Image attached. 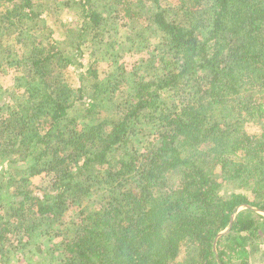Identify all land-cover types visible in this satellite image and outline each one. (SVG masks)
I'll return each instance as SVG.
<instances>
[{"label":"trees","instance_id":"16d2710c","mask_svg":"<svg viewBox=\"0 0 264 264\" xmlns=\"http://www.w3.org/2000/svg\"><path fill=\"white\" fill-rule=\"evenodd\" d=\"M92 1L0 0V73H16L0 85V263L251 264L264 243V214L245 207L264 212V0H180L174 19L162 0H100L107 13ZM64 5L62 49L46 25ZM15 11L52 53L14 35ZM108 40L120 60L128 44L145 58L109 74L124 94L107 114L94 46Z\"/></svg>","mask_w":264,"mask_h":264},{"label":"rangeland","instance_id":"374dc122","mask_svg":"<svg viewBox=\"0 0 264 264\" xmlns=\"http://www.w3.org/2000/svg\"><path fill=\"white\" fill-rule=\"evenodd\" d=\"M65 1V0H64ZM63 3V2H62ZM162 6H164L167 9V15L169 18L174 19L178 18L182 15L180 10V0H162L161 2ZM92 6L97 8L100 11H103L105 13L108 12V9L103 6V3L100 0H93ZM70 8H73L71 5H64L63 6V12L60 16H54L50 18L49 23L46 25L47 27H50L54 30V38L56 41L59 42L60 48H65V38H66V32H65V24L68 19V11ZM126 21V20H125ZM36 22L34 19L28 18L24 16L20 11H15L13 13V27L16 31L17 35L20 39L23 38L27 42H32L33 40L36 41V43H39V39L41 40L42 44L40 46V51L42 55L47 56L49 53H52L54 51V48H52L50 45L52 44L51 39H44L41 35H43L45 32L40 30V26L38 24L36 25ZM121 21L117 22V26L121 25ZM12 27V28H13ZM46 33L48 32V29H45ZM127 31H129L128 28H121L119 33L117 34V37L119 36L121 39L119 40L120 43H122L123 37L126 36ZM118 37V39H119ZM86 40L90 39V36L87 35ZM45 40V41H44ZM124 40V39H123ZM129 43V42H125ZM123 43V44H125ZM129 47L132 48L133 45H127V50L123 49L119 51V55L122 56V59L120 60L119 56H117V52L111 45L110 41H106L102 45H95L94 49L96 51V58L98 60V69L101 75V81L103 83V87L106 91V94L101 102V107L107 111L106 113H113L114 107L117 105V103L122 98L124 92L123 88L124 86L118 85L113 78L114 76H111L109 74L114 73V70L119 68V65L121 61H127L132 57H135L136 63L139 60L144 59V52L143 53H131L129 52ZM143 47V51L146 49L152 50L154 48V45L149 40L146 42L145 46ZM29 48H32V45L29 46ZM26 50V49H25ZM148 51V50H147ZM72 52H67V56H71ZM59 56L55 55L50 62L48 63V67L52 71H57L59 68L57 67V64L59 62ZM117 62V64H116ZM118 72V71H117ZM16 73L11 70V73L2 74L0 73V85H2L5 88H9L13 86V83L15 81ZM66 79H68L69 82L72 84H76L75 77L72 74H65L64 76ZM4 94V93H3ZM36 181H39L38 179ZM36 183V182H35ZM231 190L230 188H228ZM230 192V191H227ZM243 209V208H241ZM264 214V213H263ZM184 250L182 249L180 257L182 258L184 256ZM0 264H5L4 262ZM251 264H264V243H261L256 247V250L253 251V258L251 260Z\"/></svg>","mask_w":264,"mask_h":264},{"label":"water","instance_id":"95a60500","mask_svg":"<svg viewBox=\"0 0 264 264\" xmlns=\"http://www.w3.org/2000/svg\"><path fill=\"white\" fill-rule=\"evenodd\" d=\"M245 207H246V208L251 207L252 209L256 210L257 212L264 213L263 210H261L260 208H256V207L248 206V205H245ZM240 209H241V207H237V208L234 210V213H233L232 216H231V220H230L229 227L226 228L225 230H223V231H221V232L218 233V236H217L216 241H215V245H216L217 239H218L220 236L226 234V233L229 231V229L232 227L233 222H234V219H235V216H236V214L240 211Z\"/></svg>","mask_w":264,"mask_h":264}]
</instances>
